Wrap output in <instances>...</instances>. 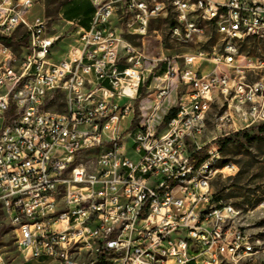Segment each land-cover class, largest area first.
<instances>
[{"label":"clouds","instance_id":"obj_1","mask_svg":"<svg viewBox=\"0 0 264 264\" xmlns=\"http://www.w3.org/2000/svg\"><path fill=\"white\" fill-rule=\"evenodd\" d=\"M0 264H264V0H0Z\"/></svg>","mask_w":264,"mask_h":264}]
</instances>
